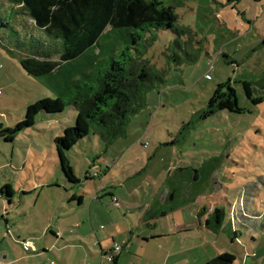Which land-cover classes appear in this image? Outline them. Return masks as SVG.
<instances>
[{
	"label": "rangeland",
	"instance_id": "374dc122",
	"mask_svg": "<svg viewBox=\"0 0 264 264\" xmlns=\"http://www.w3.org/2000/svg\"><path fill=\"white\" fill-rule=\"evenodd\" d=\"M170 4L182 36L168 30L154 32L156 42L143 55L163 74L162 81L146 91L124 135L107 143L90 134L65 151L79 183L70 185L66 179L55 145V138L76 123L72 106L61 113L40 112L33 126L0 138V215L19 218L26 231L32 227L26 220L64 202L62 197L67 198L73 187L85 196L84 214L92 201L100 206L107 222L104 230L99 226L94 230H109L110 245L113 239L119 247L122 240H131L122 252L126 257L122 264H163L166 251L172 252L170 262L177 264H200L202 252L211 259L231 253L234 264H264V0H171ZM10 45V40H0V124L4 128L24 123L28 108L38 101L57 97L45 81L27 74ZM227 81L243 112L223 110L204 117L214 90ZM245 81L251 84L252 98L262 97L260 103L246 96ZM88 173L99 176L86 186ZM8 184L16 191L12 197L1 191ZM162 188H170V194L161 205L157 191ZM113 189L129 194L132 204L134 200L146 204L145 212L130 204L113 205L107 194ZM216 210L221 211L219 226L212 216ZM204 214V228H199ZM111 220L119 228H130L123 234L126 238L117 237L108 225ZM158 234L166 236H152ZM51 241L46 264L62 263L61 253L48 251ZM68 244L62 253L67 264H83L82 257L97 248L87 238ZM100 259L112 264L102 256L97 264Z\"/></svg>",
	"mask_w": 264,
	"mask_h": 264
},
{
	"label": "trees",
	"instance_id": "16d2710c",
	"mask_svg": "<svg viewBox=\"0 0 264 264\" xmlns=\"http://www.w3.org/2000/svg\"><path fill=\"white\" fill-rule=\"evenodd\" d=\"M170 1L0 0V40H10V48L20 55L27 74L45 81L57 96L29 107L25 122L14 128L0 124V138L33 126L40 112L61 113L65 106H72L76 123L55 138V145L66 179L70 185L79 183L65 151L90 134L100 135L107 143L124 135L130 116L143 105L146 91L163 79L143 55L156 42L154 32L168 30L180 35ZM243 87L253 103L262 101V97L252 98L250 83L243 82ZM223 110L243 112L230 81L216 87L203 116ZM199 179L197 172L195 180ZM1 191L13 196L9 184ZM212 216L219 226L221 211ZM112 248L103 255H114L111 262L116 264L119 253L114 254ZM235 260L233 254L223 252L205 264H234Z\"/></svg>",
	"mask_w": 264,
	"mask_h": 264
},
{
	"label": "crops",
	"instance_id": "0c3cea01",
	"mask_svg": "<svg viewBox=\"0 0 264 264\" xmlns=\"http://www.w3.org/2000/svg\"><path fill=\"white\" fill-rule=\"evenodd\" d=\"M98 176L99 175L94 176L90 173L86 174V186L88 185L90 179ZM104 188L105 186H103L102 188L100 187L98 190H96L94 194L95 197H99L100 192H102ZM69 191L70 194H68L67 198L66 196L62 197V201L64 202L53 205L52 209H48V211L44 213L43 216L37 215L32 220H26L32 222V227L26 231L22 229L21 221L19 220V218H15V216H6L8 214L0 215V261L4 262L5 264H46L49 260L45 255L46 253H48L46 252L47 244H49V242L51 241L49 239V236H51L54 241H51L52 244L48 248V251L54 250L57 253H61V259L64 258V261H62V263L55 264H67L62 253L64 252V250L69 249V241H85L86 238L89 241L94 242V245L97 248L99 247V251H97V248H95L93 253H90L89 251L90 255L87 254L86 257H82L83 264H97L96 262L100 256H102V259L106 258L103 254H109L111 252L112 246L117 243H115L116 241H114L113 239V244H109V230L107 232H100L101 230H104L102 227L104 222H107V219L103 220L101 214L99 213L100 206L98 204L94 205L95 201H92L88 206V212L84 214L83 209L85 206V196H83L78 189L76 190L73 187H70ZM15 192L16 191L13 190V196L15 195ZM20 192L23 193L24 191L21 189ZM134 192L135 191H133L132 194ZM157 192L160 194L159 202L162 205L170 194V188H162ZM107 194L111 196L113 205L117 207L130 204L135 208L140 209L141 213L145 212L146 204L142 206L135 200L134 202L136 204H132L131 200H129V194H119L114 189L111 191H107ZM8 204L12 206V201H8ZM6 208L8 207L6 206ZM93 211H95V213H93ZM153 214L154 216L152 217V221L155 217V214L157 213L154 212ZM166 215L167 214H165V216ZM205 218L206 215L204 214L202 216V219L200 220L199 228H204L203 222H205ZM26 221H24V223ZM142 221L146 225L149 224V221ZM114 224H116L115 221H108V225L112 227V230L117 235V237H119L121 240L126 238V236H123V234L125 232H130V228L126 225H124L123 228H119V226H116ZM141 224L142 222H139L138 226L136 227L137 230L139 229V226ZM94 226H99V229L101 230L99 231L97 229L95 231ZM131 236H133V233L131 234ZM138 236L141 237L142 235ZM152 236L164 237L166 235L158 234ZM59 242H61L60 245L63 244L61 247H58ZM122 242L123 246L121 247L122 249L117 255L118 260L116 264H122L123 262H125L126 257L122 256V252L125 249H129V244H131V240L127 242V240L124 239L122 240ZM54 244L55 247H53ZM26 252L28 255L25 254ZM136 252H138V250H136ZM171 253L172 252L170 251L169 253L168 251H166L163 264H177V261L170 262ZM130 255L135 258L138 256L131 253ZM205 255H207L208 257H203V252L199 254L198 259H200V264H205L211 259V257L206 252H204V256ZM139 258L143 259V257ZM100 261V264H103V261L101 259ZM188 261L189 260L186 259L185 263H187ZM51 262L54 261H50V264Z\"/></svg>",
	"mask_w": 264,
	"mask_h": 264
},
{
	"label": "built area",
	"instance_id": "2783aa9c",
	"mask_svg": "<svg viewBox=\"0 0 264 264\" xmlns=\"http://www.w3.org/2000/svg\"><path fill=\"white\" fill-rule=\"evenodd\" d=\"M147 143H145L144 144V147H147ZM112 251H113V253L114 254H118L120 251H121V247H119L117 244H115L114 246H113V248H112ZM114 255H110V256H108L107 257V260L109 261V262H111L112 260H113V257ZM0 264H5L4 262H2V261H0ZM53 264V263H52Z\"/></svg>",
	"mask_w": 264,
	"mask_h": 264
},
{
	"label": "water",
	"instance_id": "95a60500",
	"mask_svg": "<svg viewBox=\"0 0 264 264\" xmlns=\"http://www.w3.org/2000/svg\"><path fill=\"white\" fill-rule=\"evenodd\" d=\"M218 212H219V211H218V210H216V211H215V214H217Z\"/></svg>",
	"mask_w": 264,
	"mask_h": 264
}]
</instances>
